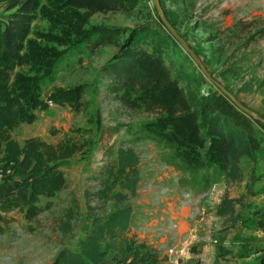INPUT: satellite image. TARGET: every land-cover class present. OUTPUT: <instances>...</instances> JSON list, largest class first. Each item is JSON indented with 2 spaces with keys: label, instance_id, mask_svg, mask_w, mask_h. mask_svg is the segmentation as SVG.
Segmentation results:
<instances>
[{
  "label": "rangeland",
  "instance_id": "obj_1",
  "mask_svg": "<svg viewBox=\"0 0 264 264\" xmlns=\"http://www.w3.org/2000/svg\"><path fill=\"white\" fill-rule=\"evenodd\" d=\"M122 2L88 19L85 28H99L90 39L49 42L61 52L50 71L17 68L37 74L41 104L33 109L36 119L11 135L23 144L70 141L81 149L60 162L66 183L55 196L40 199L32 220L19 208L0 210V264H50L61 250H78L93 219L114 210V202L99 198L97 191L119 147H132L139 156L140 191L130 199L134 222L122 234L124 252L108 249L102 264L147 256L141 264H264V123L252 115L264 119V0H159L166 19L211 77L252 113L244 111L258 149L243 160L238 180L226 178L216 165L187 166L167 141L159 111L124 93L110 72L116 59L144 48L164 60L199 110L204 101L226 96L161 22L151 0ZM10 12L0 6V18ZM49 28L38 13L29 38L44 42L39 34ZM74 88H81L74 102L50 97ZM24 168L25 162L23 175ZM21 173L18 168L5 180L8 188ZM225 199L233 201V211L223 215L217 210L226 207ZM68 213L70 229L63 232Z\"/></svg>",
  "mask_w": 264,
  "mask_h": 264
},
{
  "label": "trees",
  "instance_id": "obj_2",
  "mask_svg": "<svg viewBox=\"0 0 264 264\" xmlns=\"http://www.w3.org/2000/svg\"><path fill=\"white\" fill-rule=\"evenodd\" d=\"M122 3V0H0V6L11 11L0 18V170L10 169L4 180L12 178L22 155L32 161L15 183L16 190H26V203L14 199L15 192L10 191L0 196L1 211L19 208L25 219L32 220L38 214L40 199L55 196L66 183L60 162L81 149L70 141L51 144L37 140L21 145L13 138L11 131L22 123H32L36 119L33 109L41 104L39 77L17 68L29 65L50 71L61 52L49 42L63 45L71 37L80 41L90 39L99 28H85L88 19L97 12L121 7ZM38 13L50 23L49 31L39 34L44 42L29 38L31 23ZM109 68L121 81L124 93L136 95L145 109L159 111L158 123L166 127L167 141L175 145L178 157L187 166L196 169L216 165L230 180L243 176V160L254 155L258 144L251 121L229 98L223 94L213 97L204 101L199 110L164 60L144 48L119 57ZM80 90H57L50 97L58 103L74 102ZM115 160L97 191L99 198L114 202V210L93 219L90 231L78 243V250H61L50 264H102L108 249L124 252L122 234L130 227L133 215L130 199L137 194L140 181L139 156L132 147H119ZM224 201L226 207L217 211L223 215L232 213L233 201ZM70 218L68 213L67 220L60 225L61 231L70 229ZM147 259L150 257H134L124 264L146 263ZM153 259L154 262L156 258Z\"/></svg>",
  "mask_w": 264,
  "mask_h": 264
},
{
  "label": "water",
  "instance_id": "obj_3",
  "mask_svg": "<svg viewBox=\"0 0 264 264\" xmlns=\"http://www.w3.org/2000/svg\"><path fill=\"white\" fill-rule=\"evenodd\" d=\"M153 2V4L155 5L157 11L160 14V20L161 22L166 26V28H168V30L171 32V34L173 35V37L178 40L180 42V44L182 45V47L197 61V63L200 65L203 73H205L210 79L211 81H213L215 84L218 85V87L221 89V91L228 97L230 98V100L235 103L241 110L245 111V112H249L251 113L245 106H243L242 104H240L235 97L222 85H220L219 83H217L209 74V72L207 71V69L203 66V64L201 63V61L199 60V58L195 55V53L193 52L192 49L189 48L188 44L185 42V40L183 38H181L179 36V34L176 32V30L172 27V25L169 23V21L166 19V17L163 14L161 5L159 3V0H151ZM252 114V113H251ZM256 119L264 122V119L252 114Z\"/></svg>",
  "mask_w": 264,
  "mask_h": 264
},
{
  "label": "crops",
  "instance_id": "obj_4",
  "mask_svg": "<svg viewBox=\"0 0 264 264\" xmlns=\"http://www.w3.org/2000/svg\"><path fill=\"white\" fill-rule=\"evenodd\" d=\"M22 127L23 128V123L22 124H20L18 127ZM17 127V128H18ZM16 129V128H15ZM14 138V137H13ZM16 139V138H15ZM17 140V139H16ZM18 141V143L19 144H23V142L21 143V141H19V140H17ZM23 162H25V168H24V170L26 171L27 169H29V167L31 166V164H32V161H31V159L27 156V155H22L21 157H20V163H19V166H18V168H19V170L20 171H22V173H21V177L23 176ZM20 177V178H21ZM6 183V181L4 180V179H1L0 180V196L1 195H3L4 193H6V192H8V191H13V192H15V195H19L20 193H21V195H19L18 197L20 198V200L22 201V204H25L26 203V197L25 198H23V189H19V190H16L15 189V187H13L12 189H10V188H8V186H7V184H5ZM9 183H10V181H9ZM16 183V182H15ZM14 183V184H15ZM140 191V188H137V193ZM25 193H26V190H25ZM0 213H3V212H1L0 211ZM133 222H134V218L132 217V221H131V228H132V224H133ZM139 231V230H138ZM141 235H143L142 233H140ZM151 238V237H150ZM150 241H152V239L150 240Z\"/></svg>",
  "mask_w": 264,
  "mask_h": 264
},
{
  "label": "built area",
  "instance_id": "obj_5",
  "mask_svg": "<svg viewBox=\"0 0 264 264\" xmlns=\"http://www.w3.org/2000/svg\"><path fill=\"white\" fill-rule=\"evenodd\" d=\"M49 104H50V105L52 104L51 100H49ZM8 174H10V169L0 170V180H1V179H4L5 176H7ZM119 264H120V263H119ZM122 264H124V262H123Z\"/></svg>",
  "mask_w": 264,
  "mask_h": 264
}]
</instances>
